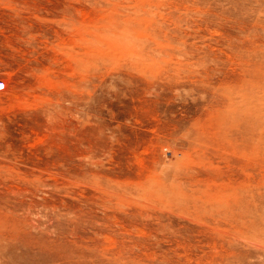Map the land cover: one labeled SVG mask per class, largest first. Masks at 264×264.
Returning <instances> with one entry per match:
<instances>
[{
	"label": "rangeland",
	"instance_id": "1",
	"mask_svg": "<svg viewBox=\"0 0 264 264\" xmlns=\"http://www.w3.org/2000/svg\"><path fill=\"white\" fill-rule=\"evenodd\" d=\"M244 107L264 122V0H0V264H264L201 190L264 173L229 154L264 153ZM25 226L51 247L1 238Z\"/></svg>",
	"mask_w": 264,
	"mask_h": 264
},
{
	"label": "bare ground",
	"instance_id": "2",
	"mask_svg": "<svg viewBox=\"0 0 264 264\" xmlns=\"http://www.w3.org/2000/svg\"><path fill=\"white\" fill-rule=\"evenodd\" d=\"M245 107L238 109L234 108V113H236L235 117H238L237 119H233L235 121H238L239 118L243 117L244 119H247V123L249 127H252L254 130L256 127H259L260 125H263V121L255 118V121H251L250 118L252 116L249 115V118H247L250 112L245 111ZM246 114H239V112H243ZM231 117V116H229ZM228 119V117H225ZM227 123V122H226ZM251 130V129H250ZM221 132V130H220ZM251 136L249 138H252L254 135V132L250 131ZM226 139H228V134H223ZM219 147V146H218ZM248 147L252 148L251 150L248 149ZM243 146L242 148L237 147L234 144H231V150L229 154H233L234 157L237 159H240L242 162H244L243 168H248V165L250 162H255L258 165H262L264 167V153H260V151H256L252 146ZM225 148V147H224ZM227 150V148H225ZM260 153V154H259ZM248 174V173H246ZM212 177L208 181V184H205L204 187H202L203 194L205 195V198L203 199L206 203H209L210 205H213L212 208L208 206V209H211L210 211H219L221 213L216 214L217 217L219 215L226 216L228 218L233 217L234 214L238 215L239 218L238 221H241L244 226L248 225L247 230L245 231L243 227L240 226L242 229L236 230L237 232H242L251 235L253 239H255L257 242L259 241L260 245L264 244V173L260 177H255L253 175L248 174L246 177L239 179L234 177H227L225 174H223L221 171L216 170V172H213L211 174ZM213 185V186H211ZM218 185H225L223 186V189L221 193H218L216 190V186ZM216 187V188H215ZM215 216V215H214ZM213 216V217H214ZM215 218V217H214ZM36 227L34 226H25V227H16V231H14L11 234L10 232H5L1 236V238H4L8 241L16 242L15 246L18 245V247H51L53 244L52 241L48 240L47 237H43L40 233H34L31 234L32 231H34ZM246 237V236H245ZM63 243V241H61ZM254 243V242H253ZM258 243V244H259ZM257 244V245H258ZM224 246V245H222ZM226 246L229 250V254L223 262L219 264H235V260L238 259L241 262H244L243 260H240V258L245 257L247 250H237L236 242L232 241L229 244H226ZM45 249V248H44ZM64 255V254H63ZM58 256V255H57ZM62 257V255H61ZM60 259V258H59Z\"/></svg>",
	"mask_w": 264,
	"mask_h": 264
}]
</instances>
